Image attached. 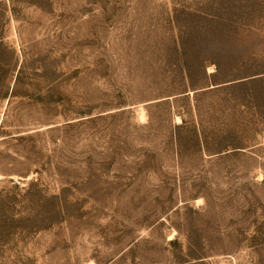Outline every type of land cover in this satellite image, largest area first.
I'll return each instance as SVG.
<instances>
[{
	"label": "rangeland",
	"instance_id": "374dc122",
	"mask_svg": "<svg viewBox=\"0 0 264 264\" xmlns=\"http://www.w3.org/2000/svg\"><path fill=\"white\" fill-rule=\"evenodd\" d=\"M0 99V264H264V0H0Z\"/></svg>",
	"mask_w": 264,
	"mask_h": 264
},
{
	"label": "bare ground",
	"instance_id": "6f19581e",
	"mask_svg": "<svg viewBox=\"0 0 264 264\" xmlns=\"http://www.w3.org/2000/svg\"><path fill=\"white\" fill-rule=\"evenodd\" d=\"M213 71V70H212ZM141 112H143V110H141ZM200 202V201H199ZM92 261V260H91Z\"/></svg>",
	"mask_w": 264,
	"mask_h": 264
},
{
	"label": "built area",
	"instance_id": "2783aa9c",
	"mask_svg": "<svg viewBox=\"0 0 264 264\" xmlns=\"http://www.w3.org/2000/svg\"><path fill=\"white\" fill-rule=\"evenodd\" d=\"M0 106H1V99H0Z\"/></svg>",
	"mask_w": 264,
	"mask_h": 264
}]
</instances>
